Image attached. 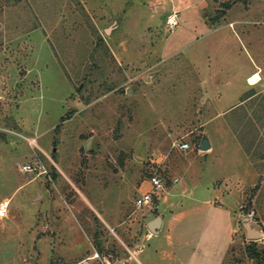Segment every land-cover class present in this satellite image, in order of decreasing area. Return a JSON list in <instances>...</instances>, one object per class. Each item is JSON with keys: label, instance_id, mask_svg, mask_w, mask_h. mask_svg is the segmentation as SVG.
I'll return each mask as SVG.
<instances>
[{"label": "rangeland", "instance_id": "374dc122", "mask_svg": "<svg viewBox=\"0 0 264 264\" xmlns=\"http://www.w3.org/2000/svg\"><path fill=\"white\" fill-rule=\"evenodd\" d=\"M5 200L0 264H263L264 0H0Z\"/></svg>", "mask_w": 264, "mask_h": 264}, {"label": "built area", "instance_id": "2783aa9c", "mask_svg": "<svg viewBox=\"0 0 264 264\" xmlns=\"http://www.w3.org/2000/svg\"><path fill=\"white\" fill-rule=\"evenodd\" d=\"M173 18H171V21L174 22L176 21ZM179 147L182 149H187L190 147V142L189 141H182L179 143ZM35 167L32 165V163H24L22 165L23 170H33ZM167 176L164 175L161 172L158 171H153L151 172L148 182H149V187L146 189H142V191L138 194V196L135 199V203L137 206H144V205H149L152 204V202L155 200V198L161 197V195L164 193V191L167 190ZM172 181L175 183L177 182L180 178L179 176H172L171 177ZM9 208V201H1L0 202V215L5 216L7 215Z\"/></svg>", "mask_w": 264, "mask_h": 264}, {"label": "water", "instance_id": "95a60500", "mask_svg": "<svg viewBox=\"0 0 264 264\" xmlns=\"http://www.w3.org/2000/svg\"><path fill=\"white\" fill-rule=\"evenodd\" d=\"M211 147V141L209 139V137L207 136V134H204L200 143V148L202 149H208ZM161 222V216L156 217L152 222H151V226L152 228H156L157 226H159Z\"/></svg>", "mask_w": 264, "mask_h": 264}, {"label": "bare ground", "instance_id": "6f19581e", "mask_svg": "<svg viewBox=\"0 0 264 264\" xmlns=\"http://www.w3.org/2000/svg\"><path fill=\"white\" fill-rule=\"evenodd\" d=\"M259 79H260V73L258 72H254L249 78L250 82L252 83L258 81Z\"/></svg>", "mask_w": 264, "mask_h": 264}, {"label": "crops", "instance_id": "0c3cea01", "mask_svg": "<svg viewBox=\"0 0 264 264\" xmlns=\"http://www.w3.org/2000/svg\"><path fill=\"white\" fill-rule=\"evenodd\" d=\"M255 72H258V71H255ZM253 73H254V72H253ZM253 73H252V74H253ZM258 73H259V72H258ZM252 74H251V75H252ZM251 75H250V76H251ZM250 76H249V78H250ZM260 77H261V76H260ZM256 82H257V81H256ZM251 83H252V82H251ZM254 83H255V82H254ZM211 146H212V143H211ZM175 176H178V175H175ZM179 178H180V177H179ZM173 183H174V182H173ZM164 222H165V219H164V217L161 215V222H160V223L162 224V223H164ZM159 226H160V224H159ZM157 227H158V226H157Z\"/></svg>", "mask_w": 264, "mask_h": 264}, {"label": "trees", "instance_id": "16d2710c", "mask_svg": "<svg viewBox=\"0 0 264 264\" xmlns=\"http://www.w3.org/2000/svg\"><path fill=\"white\" fill-rule=\"evenodd\" d=\"M264 264V263H263Z\"/></svg>", "mask_w": 264, "mask_h": 264}]
</instances>
